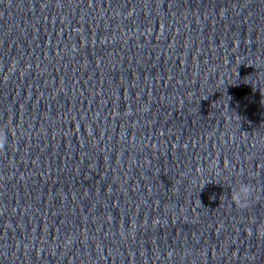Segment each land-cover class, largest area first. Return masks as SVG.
<instances>
[{"label": "clouds", "instance_id": "obj_1", "mask_svg": "<svg viewBox=\"0 0 264 264\" xmlns=\"http://www.w3.org/2000/svg\"><path fill=\"white\" fill-rule=\"evenodd\" d=\"M6 142V135L3 132H0V149L4 148ZM252 190L246 184H241L237 190L233 193L237 202L244 203L251 197Z\"/></svg>", "mask_w": 264, "mask_h": 264}]
</instances>
